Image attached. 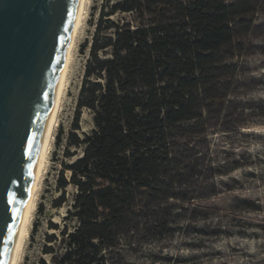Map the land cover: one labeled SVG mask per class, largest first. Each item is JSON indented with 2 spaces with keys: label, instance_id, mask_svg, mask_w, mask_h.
<instances>
[{
  "label": "trees",
  "instance_id": "obj_1",
  "mask_svg": "<svg viewBox=\"0 0 264 264\" xmlns=\"http://www.w3.org/2000/svg\"><path fill=\"white\" fill-rule=\"evenodd\" d=\"M242 2L102 0L92 8L74 116L52 154L60 167L52 208H68L62 226L48 223L58 234L46 235L43 254L57 264H108L125 235L167 229L162 205L195 199L194 142L220 107L223 55L252 26L254 11ZM37 231L34 222L31 239Z\"/></svg>",
  "mask_w": 264,
  "mask_h": 264
},
{
  "label": "rangeland",
  "instance_id": "obj_2",
  "mask_svg": "<svg viewBox=\"0 0 264 264\" xmlns=\"http://www.w3.org/2000/svg\"><path fill=\"white\" fill-rule=\"evenodd\" d=\"M101 1L90 0L56 135L60 127L70 129L86 62L80 47L91 37L90 15ZM244 4L254 11L252 26L224 53L220 107L207 117L204 136L194 142L200 173L188 189L195 199L162 205L169 207L167 229L125 235L108 264H264V0ZM92 125L85 111L83 130ZM54 150L55 142L39 192L38 205L43 202L45 212L35 213L38 231L34 239L30 234L22 264H39L40 259L57 264L43 254L46 235L57 233L48 223L62 226L68 208H52L60 195L54 190L60 169L59 161H52ZM57 158L62 159L61 149ZM68 194L70 202L74 189ZM55 251L58 257L63 248L56 244Z\"/></svg>",
  "mask_w": 264,
  "mask_h": 264
},
{
  "label": "water",
  "instance_id": "obj_3",
  "mask_svg": "<svg viewBox=\"0 0 264 264\" xmlns=\"http://www.w3.org/2000/svg\"><path fill=\"white\" fill-rule=\"evenodd\" d=\"M82 0H0V264H11Z\"/></svg>",
  "mask_w": 264,
  "mask_h": 264
},
{
  "label": "bare ground",
  "instance_id": "obj_4",
  "mask_svg": "<svg viewBox=\"0 0 264 264\" xmlns=\"http://www.w3.org/2000/svg\"><path fill=\"white\" fill-rule=\"evenodd\" d=\"M89 4H90V0H82L77 18L74 22V25L69 35V39L67 43V48L69 52V62H68L67 70L64 75L52 113L50 115L45 141L41 151L40 161L38 164V168L31 189L28 194L27 210L25 214L23 227L15 244L14 256L12 258L11 264H22L27 242L30 238L34 216L38 207L39 192L47 170V166L49 164L50 155L55 142L56 131L59 127L60 113L62 111L64 101L67 96V91L70 85V77L72 73L74 55H75L76 47H78L77 41L79 40L78 38L81 34V31L85 26L84 23L86 21V17L88 14Z\"/></svg>",
  "mask_w": 264,
  "mask_h": 264
}]
</instances>
